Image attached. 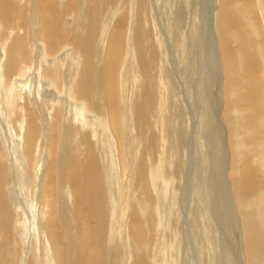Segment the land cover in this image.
<instances>
[{"label": "bare ground", "instance_id": "1", "mask_svg": "<svg viewBox=\"0 0 264 264\" xmlns=\"http://www.w3.org/2000/svg\"><path fill=\"white\" fill-rule=\"evenodd\" d=\"M152 1L158 3L0 0V124L6 133L0 135V264H167L162 227L168 213L156 200L161 180L177 170L174 155L187 144L199 154L191 159L201 161L192 165L193 180L207 171L209 186L193 198L212 199V210L226 207V196L234 200L231 214L223 213L233 242L245 264H264V0H212L216 8L201 29L194 0H167L160 8L167 16L164 34L182 64L191 47L190 55L218 53L216 104L210 108L198 85L193 101L201 117L192 140L184 115H171L174 78L164 64ZM186 24L190 31L179 36ZM189 66L195 74L196 57ZM176 76L187 96L191 83ZM180 118V128L171 124ZM218 139L231 176L223 181L228 193L216 201L206 162H214ZM200 208H193L188 231L203 255L202 244L212 243L214 233L212 210Z\"/></svg>", "mask_w": 264, "mask_h": 264}, {"label": "rangeland", "instance_id": "2", "mask_svg": "<svg viewBox=\"0 0 264 264\" xmlns=\"http://www.w3.org/2000/svg\"><path fill=\"white\" fill-rule=\"evenodd\" d=\"M24 1V0H23ZM195 1V12H194V19L195 21L197 22L198 24V29H201V26H203L202 24H206L207 22H209V20L212 18V13L214 12L215 8H216V2L214 3L213 5V1L212 0H194ZM158 3L154 4L153 1L151 2V7L153 8L154 12H153V15H154V21L156 22V25H157V30L159 32V36H162L160 39V41H164L163 42V48H164V53H165V58L166 60H164V64L166 66H168V69L170 70V74H172L171 76V79H173V84L172 82V89L175 93V97L174 100L176 102V106L177 107H174L173 108V114L171 112V115L173 116L172 118L175 120L174 118V115H176V112L174 110H176L179 114H180V117L184 115V118H183V128H184V131L185 129L187 130V136L186 138H188V140H192V134L194 132V129H195V126H197V123H198V120L197 118L201 117V114L200 116H196V113H195V110H196V107H198V102L197 101H193L194 99H196V95L199 94L201 95L202 97L205 96V99L206 102H208V105L210 103V108H213V105L216 104V99L218 97V93H219V64H218V53L216 51V55H214V58L213 56H209L208 55V51L209 49H206L205 51H202V53H199L198 55V52L196 51L194 54L195 55H190V52L192 51V47L188 49V51L186 52H189L186 53L183 55L184 57V60L185 62H183L182 64V60H181V55L180 53L174 49V45L171 44V40H169L170 38H168L164 33H165V23H164V20L162 18L165 17V13L163 14L161 12L162 9H160L161 7L165 8L166 5L168 4L167 3V0H158L156 1ZM184 5H185V1H183ZM160 7H159V6ZM213 5V7H212ZM156 8V9H155ZM163 8V9H164ZM210 8V9H209ZM212 8V10H211ZM211 10V11H210ZM162 13V14H161ZM190 13V12H189ZM208 15V16H207ZM192 16V15H191ZM206 16V17H205ZM167 17V16H166ZM170 19L172 18V15L170 14L169 15ZM118 20V18L114 20V23ZM202 21V22H201ZM159 23V24H158ZM202 23V24H201ZM211 23H209L210 25ZM209 25H208V28L206 29H209ZM188 25L186 24V28H183L181 29V34H179V36H184L185 34H188V32L190 31V29L187 27ZM205 28V27H204ZM203 28V29H204ZM184 30V32H183ZM179 32V33H180ZM201 34V33H200ZM168 35H169V32H168ZM180 38V37H179ZM166 39V40H165ZM168 40V41H167ZM211 41V40H210ZM210 41H209V44H210ZM169 42V43H168ZM170 44V45H169ZM169 45V46H168ZM211 45V44H210ZM209 46V45H208ZM208 46L206 48H208ZM197 47V45H196ZM217 50V49H216ZM211 52V51H210ZM188 54V55H187ZM198 56V57H197ZM187 57V58H185ZM196 57V61L198 62V66L195 70V74H193L192 71L193 68H190L189 64L192 63V61L195 59ZM213 57V58H212ZM211 58L212 61L213 59H215L213 62H211L210 64V60L209 59ZM206 59V60H205ZM216 61V62H215ZM177 62V63H175ZM201 62V63H200ZM178 63H180L181 65L177 66ZM209 63V64H208ZM163 64V65H164ZM215 64V65H214ZM186 66V68H185ZM185 68V70H184ZM199 68V69H198ZM189 69V70H188ZM192 70V71H191ZM191 71V72H190ZM189 72V73H187ZM179 74H180V77H182L183 79H181L182 81L183 80H186L187 79V82H190L191 83V86L189 88L188 85H187V91H189V93H186L187 96H184L182 90H183V87L179 84V81L178 79L176 78L178 75L179 77ZM216 75V76H215ZM188 76L190 77V79L188 78ZM212 76V77H210ZM217 77V79H215ZM192 78V79H191ZM189 80V81H188ZM176 81V82H175ZM181 81V82H182ZM201 82V84H198V82ZM180 82V83H181ZM197 82V84H196ZM214 83V84H213ZM203 84V85H202ZM199 86V88H201V93H195V89L197 88V86ZM174 86V88H173ZM218 86V87H217ZM177 87V88H176ZM216 87V90L213 93L212 90L213 88ZM191 88V89H190ZM193 88V89H192ZM218 88V89H217ZM176 90V91H175ZM181 94V96H180ZM189 94V95H188ZM204 94V95H202ZM195 96V97H194ZM183 97V98H182ZM194 98V99H193ZM200 98V97H199ZM201 99V98H200ZM202 100V99H201ZM200 100V101H201ZM199 101V102H200ZM178 102V104H177ZM197 102V103H196ZM201 103V102H200ZM215 103V104H214ZM195 104V105H194ZM185 105V106H184ZM207 105V106H208ZM195 108H194V107ZM209 108V106H208ZM207 109V108H206ZM183 112V113H182ZM186 112V113H185ZM209 114V110L207 109L206 110V115L208 116V119L210 120L211 118L210 117V114ZM176 117V116H175ZM195 117H196V120H195ZM194 118V119H193ZM178 121V120H177ZM177 121H171L172 125H177L178 128H180L179 124L181 123V118L180 120L177 122ZM212 121V120H211ZM180 122V123H179ZM200 122H202L201 118H200ZM178 123V124H176ZM195 123V125H194ZM215 123V122H214ZM213 123V124H214ZM202 125V123H201ZM218 125H219V121H218ZM203 127V126H202ZM0 129H1V139H4V135H6V133L4 132L3 128L1 127V124H0ZM206 129V128H205ZM203 131L200 130V132ZM206 134V133H205ZM204 134V135H205ZM202 136V135H201ZM204 136H202L201 140H203ZM206 139V137H205ZM204 139V140H205ZM197 140V139H196ZM195 140V141H196ZM207 140V139H206ZM218 145L220 144L219 148L217 151L214 150V152L216 153V156L219 155L218 157L214 156L215 159H214V162H211V161H208L206 162L209 167L211 166V171H209V174H208V177H211L210 178V181H211V188H210V191H211V195L212 197H214V199L216 201L220 200L221 199V195L220 194H225V193H228L225 189H222L224 188V183L223 181L226 179V180H229L231 174L229 172V170L227 169L226 165L225 164H222L223 161H221V159L223 157H225V153L224 152V149H223V146H221V139H218ZM208 143V142H207ZM0 147H2L0 145ZM204 149V148H203ZM202 151H205L203 154L205 157L210 155V153H212V150H209L211 149V147L208 148V152L207 149L206 150H203ZM179 151V152H178ZM177 153L174 155V158L176 159H173L174 160V163H173V169L175 168V166L177 167L174 171L172 172V174L169 176V178H165L164 180H161L162 182H165L164 183V188L160 185V187L158 188L159 189V192L161 193V196L159 197V199L157 198L156 200V203H158L159 205V209L161 208V211H162V214L164 212L168 213V214H165L164 215V218H163V224L164 226L162 227L163 228V234L165 235V242L166 244L171 246H167V249H164L163 252L165 256H167L166 258L168 259V263L170 264H205V262H209L210 264L213 263L215 261H218L220 264H225L230 262L231 264H245V260L241 257V255L239 254V247H237V245L233 242V239H234V235L232 234V228L226 223V217H225V213L226 212V215H228L227 213L231 214L230 211L229 212V209L227 208H231V204L234 202V200H231V198H229V196H226V202H225V206H222L223 208H221L220 210H215L217 209L214 208L213 210L211 209V202H212V199L207 201L206 198H203L204 196H202V198H199L200 199V202H199V199H194L193 198V195L196 196L194 193L196 192V194H199V192L202 191V193H206L205 191L207 189V181L205 182V179L203 177H205V174H207L206 172H203L202 170V179H199L197 178V181L193 180V169L192 167L193 166H196V165H193V163L195 164H198L199 162H201L200 160H192L191 159V156L192 157H195V155L199 156L198 152L197 151V148L196 150L192 149L191 145H185L182 147L181 151L180 149H178ZM194 151V153H193ZM181 152V153H180ZM213 152V153H214ZM219 152V154H218ZM222 152V153H221ZM181 155H180V154ZM188 153V154H187ZM193 153V154H192ZM196 153V154H195ZM214 153V154H215ZM221 153V154H220ZM208 154V155H207ZM224 154V155H223ZM181 157H180V156ZM194 155V156H193ZM196 156V157H197ZM221 157V158H220ZM178 158V159H177ZM217 158V159H216ZM179 160V161H178ZM184 160V161H183ZM178 161V162H177ZM181 161V162H180ZM199 161V162H198ZM176 162V163H175ZM180 162V163H179ZM189 162V163H188ZM182 163H185L182 165ZM210 163V164H209ZM180 165V166H179ZM188 165V166H187ZM193 165V166H192ZM223 165V166H222ZM198 166V165H197ZM188 167V168H186ZM178 168H179V171H178ZM185 168V170H184ZM185 171V172H184ZM169 172V171H168ZM178 172V173H177ZM46 173V171H45ZM174 173V175H173ZM199 173H201L199 171ZM24 175V174H22ZM190 176V177H189ZM25 177V175H24ZM120 177V176H118ZM171 177V178H170ZM174 177V178H173ZM176 178V179H175ZM167 179V180H166ZM196 179V178H195ZM199 179V180H198ZM25 181V178L22 179ZM169 180V181H168ZM201 180V181H200ZM27 182V181H26ZM170 182H173V183H170ZM202 184H201V183ZM24 183V182H22ZM223 183V184H222ZM194 184V185H193ZM25 185V183H24ZM174 185V186H173ZM190 185V186H189ZM220 185L222 186L221 189H220ZM17 186V185H16ZM196 187L195 189L193 188ZM175 187V188H174ZM209 187V186H208ZM24 190L27 189V187L24 186ZM166 188V189H165ZM114 189H117V192H115V194L119 193V189L117 187V185L114 187ZM165 189V190H164ZM194 189V190H192ZM198 189H199V192H198ZM202 189V190H201ZM169 190V191H168ZM219 190V191H218ZM172 191V192H171ZM167 192V193H166ZM193 192V193H192ZM191 193V194H190ZM176 194V195H174ZM219 194V195H218ZM190 195V196H189ZM175 196V197H174ZM183 196V197H182ZM216 196V197H215ZM162 197V198H161ZM165 197V198H164ZM186 197V198H185ZM192 197V198H191ZM163 199V200H162ZM164 199L166 201H164ZM196 202H195V201ZM202 200V201H201ZM204 200V202H203ZM231 200V202H230ZM190 201V202H189ZM164 202V203H163ZM194 202L196 204H194ZM199 202V203H198ZM210 202V203H209ZM204 203V204H203ZM208 203H209V207L208 206ZM223 203V201H222ZM235 203V202H234ZM40 204H42V202H40ZM187 204V205H185ZM193 204V205H192ZM173 205V206H172ZM197 205L199 207H197ZM42 206V205H41ZM184 206V207H183ZM187 208H186V207ZM190 206V207H189ZM202 206V207H201ZM206 206L208 209L212 210L211 213H210V217H209V222H210V219L212 220L210 222L213 223L211 225L213 226H209V227H212L211 230L213 231V239L214 241L212 242L213 245H214V248H213V245H211V240L209 239V244H207V246L203 243L202 245V248L204 249L203 251V255L199 252V246L198 244H196V239L194 238V240L191 238L193 235L192 234V231L189 228H190V225H189V221H190V217H191V214L194 213L196 210L198 212L199 208L200 209H207ZM236 206V205H235ZM163 208H166L165 210ZM193 208H196L195 211ZM168 209V210H167ZM172 209V210H171ZM192 209V210H191ZM186 210V211H185ZM191 210V211H189ZM194 211V212H193ZM181 212V213H180ZM190 212V214H189ZM222 212V213H221ZM224 213V214H223ZM209 214V213H208ZM168 216V217H167ZM176 216V217H175ZM190 216V217H189ZM209 216V215H208ZM167 217V218H166ZM186 218V219H185ZM188 218V220H187ZM228 218H231V217H228ZM173 220V221H172ZM169 221V222H168ZM166 222H168L166 224ZM188 222V224H187ZM169 224V226H168ZM209 224V225H210ZM227 224V225H225ZM187 226V228H186ZM165 227V228H164ZM208 227V226H207ZM208 227V228H209ZM227 227V228H226ZM231 230H230V229ZM165 229V230H164ZM216 229V230H215ZM229 231H227V230ZM167 230V231H166ZM191 232V233H190ZM227 232H231V234L227 233ZM174 234H176V236H174ZM167 235V236H166ZM216 235V236H215ZM28 237V235H27ZM45 237L44 239L47 240V236L46 234L43 236ZM216 239H215V238ZM17 240H18V235H17ZM163 239V238H162ZM193 240V241H192ZM232 240V241H231ZM31 241V244L33 243L34 241V238L32 237L30 239ZM28 241V242H30ZM176 241V243H175ZM25 243H27V241H25ZM163 243V242H162ZM23 242L21 243V237H19V245L20 247L22 248L23 250ZM39 244L40 243H37L38 247H36L35 243L33 245V251L34 253L36 254H40V249H39ZM22 245V246H21ZM175 245V247H174ZM188 245V246H187ZM197 245V246H196ZM236 246V248H235ZM178 247V248H177ZM198 247V249H197ZM174 250H172V249ZM176 248V249H175ZM39 249V250H38ZM224 249V250H223ZM239 249V250H238ZM156 249H154L155 251ZM171 252H170V251ZM178 250V251H177ZM212 250L214 251L213 252V255L211 254L212 253ZM238 250V251H236ZM39 251V252H38ZM208 251V252H207ZM216 251V252H215ZM219 251V252H218ZM224 251L226 253H224ZM199 252V253H198ZM155 253V252H153ZM206 253V254H205ZM208 255L212 258V261H211V258L208 257ZM179 256V257H178ZM173 257V258H171ZM199 257H202L201 259ZM218 257V258H217ZM180 258V259H179ZM200 260H199V259ZM231 259V260H230ZM171 260V261H170ZM174 260V262H173ZM214 260V262H213ZM240 260V261H239ZM177 261V262H176ZM201 261H203L201 263ZM223 261V262H222ZM225 261V262H224ZM22 264L25 262L24 260L21 261ZM167 263V264H168Z\"/></svg>", "mask_w": 264, "mask_h": 264}]
</instances>
